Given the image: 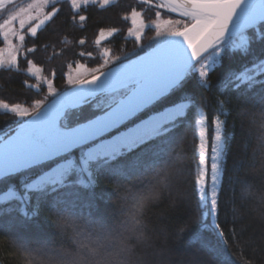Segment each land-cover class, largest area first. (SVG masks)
<instances>
[{
    "label": "snow or ice",
    "instance_id": "6c2138e0",
    "mask_svg": "<svg viewBox=\"0 0 264 264\" xmlns=\"http://www.w3.org/2000/svg\"><path fill=\"white\" fill-rule=\"evenodd\" d=\"M13 2L0 0V13L7 16L0 23V43L7 41L8 52L6 59L0 58V73L30 74L40 79L41 69L27 56L25 64L32 67H20V49L9 39H18L21 46L25 41L26 20L21 13L27 9L8 14ZM62 2L65 0H41L47 11L43 18L28 17L29 38L37 37L38 30L58 18ZM66 2L75 10L71 19L75 21L78 16L82 23L87 17L80 14L81 9L89 5L103 9L111 0ZM139 4L154 10L155 17L166 10L177 18L146 22L144 12L133 8L130 16L124 17L133 26L128 35L138 43L143 29L155 32L147 46L140 44L139 50L131 54L135 60L131 55L117 58L121 60L119 66L107 72L101 70L107 64L104 62L93 70L90 79L73 77L69 72L70 89L63 92L53 87L52 80L44 79L52 99L35 100L34 112L21 103L0 100V115L17 118L13 121L16 127L0 136V183L6 185V190L0 192V234L29 226L41 213L56 230L50 235L40 229L32 239L9 236L24 255L25 264H146L137 253L152 246L148 214L163 193H171L181 174L173 166L180 155L174 133L182 124L187 126L191 110H195V124L200 126L195 178L200 217L186 242L182 237L188 231L187 224L173 233L176 242L195 249L185 264H202L203 251L217 264H231L229 254L219 245H210L204 234H213L227 248L229 238L247 230L234 208L233 226L225 235L220 222V193L233 136L226 118L233 107L241 118L245 147L254 144L250 167L259 164L264 177V48L255 50L248 35L255 32L257 41L264 43V0H139ZM17 20L19 29L13 27ZM117 32L112 28L108 36ZM100 37L104 38L103 30ZM104 51L107 54L109 50ZM238 59L245 62L235 67ZM217 70L221 75L216 84V107L212 109L214 143L209 171L204 128L207 97L197 100L186 86L195 78L200 89L211 92V74ZM50 75L55 77V71ZM23 83L38 93L41 89L40 84ZM231 94L236 95L234 106ZM86 105L98 114L68 126L67 113ZM243 160L234 165L237 171ZM15 180L19 184L12 183ZM100 180L112 189L107 198L114 208L107 215L91 211L85 214V208L96 206L94 189ZM235 182L243 185L244 200L264 205V178L259 185L240 177ZM182 206V201L170 203L168 211L179 212ZM17 212L20 215L13 216Z\"/></svg>",
    "mask_w": 264,
    "mask_h": 264
},
{
    "label": "trees",
    "instance_id": "16d2710c",
    "mask_svg": "<svg viewBox=\"0 0 264 264\" xmlns=\"http://www.w3.org/2000/svg\"><path fill=\"white\" fill-rule=\"evenodd\" d=\"M18 0H14L15 4ZM10 4L9 6H11ZM136 4V1H133ZM166 11V10H165ZM150 17H153V11L148 10ZM117 13L114 12H97L94 11L91 17L92 25L103 24L107 20L117 21ZM166 19L177 18L175 14L163 15ZM58 27L62 33L66 31L68 23L62 14L58 18ZM51 31L50 28L47 32ZM248 35L253 40V48L259 51L264 48V43L257 41L256 33L249 32ZM52 36V32L46 34L42 40H47ZM154 32L147 35L145 46H147L153 39ZM57 37V36H55ZM59 38V37H58ZM61 38V37H60ZM49 49H40L34 57L35 64L43 68V76L52 79L53 76L50 72L55 71L57 76L61 79L53 87L62 92L68 87L65 79V73L68 68V56L58 57L45 54ZM143 55V52L139 53ZM136 58L135 55L132 56ZM245 61L236 60L235 67H239ZM22 69L28 68L23 63L20 66ZM63 73V75H62ZM220 70L211 74L213 89L211 92L200 89L195 78L190 80L186 86V91L195 96L197 100L203 101L207 97V105L204 107L207 116V134L209 135V144L212 142V109L216 107V97L219 93L216 91L217 81L220 79ZM23 81H27L29 85L38 84L35 78L30 74L23 73H0V100L8 103H21L22 106L28 107L30 112L36 111L34 101L37 99L44 100L47 97L51 100L47 88L42 87L39 90L28 88ZM223 99V97H221ZM236 104V95L231 94V105ZM195 110L188 113L187 126L181 125L176 129L174 135L178 139V149L180 155L178 159L173 160V166L180 171L177 181L174 183L171 193H163L161 200L153 204L149 214L148 223L151 232L152 246L141 248L137 253L138 257L146 262V264H185V261L191 259V253L195 249H186L183 243L175 241L173 233L185 224L188 226V231L183 234V241H187L189 235L193 233L196 222L199 220L200 212L197 208V200L195 195L196 189V174L198 163V145L199 135H197L195 117ZM97 110L91 105L83 106L80 109L70 110L66 115V123L68 126H75L77 123L85 122L87 118H91ZM98 114V113H97ZM26 117L25 119H28ZM17 119L15 116L0 115V136H3L4 131H8L16 127L13 121ZM225 119V117H221ZM227 128L233 132L232 139L229 144V154L225 171L223 176V191L220 193V222L221 227L227 236L229 230L232 228L233 209L235 208L236 216L242 219L244 224L247 225V230L244 234H234L228 239L229 247L225 248L221 242L218 241L216 236L211 233H205L208 243L212 246L223 248L225 253L229 254L231 264H244L245 261H250V264H264V223H261V217L264 216V205H260L253 201L244 200L241 196L243 185L236 183V178H246L256 185H259L261 179L264 178L260 174V165L257 164L255 168L250 167V158L254 148L253 143H249L245 147V134L241 131V118L236 115V108H232V113L226 118ZM14 133V132H12ZM11 133V134H12ZM244 157L243 163L239 167V171L234 168V165ZM12 183L19 184V180L12 181ZM6 190V185L0 183V192ZM94 191L97 194L96 206L94 209L85 208L84 212H93V214L107 215L114 208V205L108 201L107 194L112 193L102 180L98 181ZM183 203L182 209L179 212H170L168 207L170 203L181 202ZM20 214L13 213V216ZM23 219V217H21ZM40 229L48 232V234L55 233V229L51 227L45 218L44 214L35 218V220L27 227L17 226L11 232L0 234V264H25V257L20 252L15 242L9 239V236H16L24 239L34 238ZM202 264H217L216 260L207 252L200 253Z\"/></svg>",
    "mask_w": 264,
    "mask_h": 264
},
{
    "label": "flooded vegetation",
    "instance_id": "af4514ba",
    "mask_svg": "<svg viewBox=\"0 0 264 264\" xmlns=\"http://www.w3.org/2000/svg\"><path fill=\"white\" fill-rule=\"evenodd\" d=\"M34 1L35 0H18L15 4L9 6L8 11L10 13H14L18 12L20 8L28 9L29 5ZM133 1L134 0H111L110 5L103 9L98 6L89 5L86 10L81 9L80 11L81 15L87 17V19L81 23L78 16L76 17L75 21L71 19V16L75 10L71 9L69 3H67L65 0V2H62L60 5H58V7L62 8V12L58 14V18L63 14L65 20L68 23L65 33H60V30H56L59 25V21L58 18H55L54 22L51 23L49 27L44 28L43 30H38L37 37L29 38V36L27 35L28 23L26 20V26L23 33L25 34V41L23 42V46H21V42L18 39H13L11 36H9V39L12 40L15 46L20 49V52L18 54L20 66L25 63V56H27L28 60H32L35 63L34 57L37 56L35 54L40 51V49H49V51H46L45 54L58 57L68 56L67 61L68 64L71 65V67H68L66 73L64 74L66 81L67 73L69 72L71 74L77 72L78 75H73V77L79 76L80 78L89 79L91 78L93 70L100 67L104 62H107L106 66L101 69L104 72L112 68H117L121 62V60L117 58H123L126 55H131L132 53L137 52L139 50L140 44L145 45L147 35H149L151 32H154L150 28L143 29L142 38L137 43L135 42L133 37L128 35V29L133 27L131 24V20H125L124 17L130 16L131 10L135 8L137 11L144 12L146 22L154 20L156 23H162L163 20L166 19L163 16V13H161L160 17H150L147 5L141 6L139 4V0H135L136 4L134 5ZM45 11H47V9L43 7L41 8L40 13H35L34 15L40 16L42 18ZM94 11L114 12L117 13L116 15L118 19L115 22L107 20L103 24H96L95 26H93L91 17ZM6 18V15L0 13V23H3V20ZM13 27L19 29V22H14ZM48 28H50L51 31L48 30L47 32ZM112 28L118 29V32L113 36H108V30ZM101 30L104 31V38L100 37ZM51 32L52 36H49L45 41L42 40V38H44L46 34ZM154 37L155 32L153 38ZM0 40H3L2 30H0ZM98 40L100 41L99 43H97ZM81 41H83V43H81ZM29 48H35L36 51L29 53L26 51ZM6 49L7 41L0 43V58L8 57V52L6 51ZM105 49L109 50L107 54H105ZM80 53H84V55L81 56ZM88 53L92 54L91 57L87 55ZM132 56L133 55H131V59H134ZM27 66L28 68L32 67V65L30 64ZM36 66L41 69L40 75L43 76V68L38 65ZM43 78L49 79L46 76H43ZM56 79V75L55 77L50 79L53 81V85L57 84L61 80L58 77L59 81L57 82ZM36 81L38 83L37 79ZM40 85L47 88V86L44 84Z\"/></svg>",
    "mask_w": 264,
    "mask_h": 264
},
{
    "label": "rangeland",
    "instance_id": "374dc122",
    "mask_svg": "<svg viewBox=\"0 0 264 264\" xmlns=\"http://www.w3.org/2000/svg\"><path fill=\"white\" fill-rule=\"evenodd\" d=\"M30 5H32V7H28L27 11L24 12V13H21V17H23L25 20H28V17L29 16H33L35 13H40V10L41 8H43V4L41 3V0H35L33 3H31ZM8 13H10L8 11ZM161 13L165 14L166 11L164 10H161ZM11 14V13H10ZM171 19H175V18H171ZM18 21V20H17ZM4 59L6 57H3ZM41 74V73H40ZM72 75H78L77 72L75 73H72ZM74 76V77H75ZM38 80V83L39 84H42L43 85V76L40 75V79H37ZM45 85V84H44ZM198 118V117H197ZM204 128L206 130V139H205V143L207 145V148H208V152H207V158H208V161H209V171H210V163H211V160H210V157H211V149H212V146H213V139H212V142L209 144V138H208V134H207V124H206V121H205V124H204ZM196 130H197V135H199V132H200V126L196 125ZM199 143H200V139H199ZM199 146V145H198ZM198 154H199V149H198Z\"/></svg>",
    "mask_w": 264,
    "mask_h": 264
},
{
    "label": "water",
    "instance_id": "95a60500",
    "mask_svg": "<svg viewBox=\"0 0 264 264\" xmlns=\"http://www.w3.org/2000/svg\"><path fill=\"white\" fill-rule=\"evenodd\" d=\"M43 18V17H42ZM133 60H135V59H133ZM110 70V69H109ZM108 70V71H109ZM107 72V71H106ZM90 79V78H89ZM101 79H103V77H101ZM70 89V88H69ZM28 119H31V117H29ZM12 135H15V132L14 133H12Z\"/></svg>",
    "mask_w": 264,
    "mask_h": 264
}]
</instances>
